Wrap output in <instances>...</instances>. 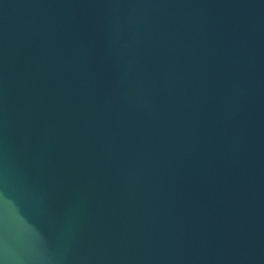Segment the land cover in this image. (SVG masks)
I'll return each mask as SVG.
<instances>
[{
    "label": "water",
    "instance_id": "1",
    "mask_svg": "<svg viewBox=\"0 0 264 264\" xmlns=\"http://www.w3.org/2000/svg\"><path fill=\"white\" fill-rule=\"evenodd\" d=\"M0 264H264V0H0Z\"/></svg>",
    "mask_w": 264,
    "mask_h": 264
}]
</instances>
